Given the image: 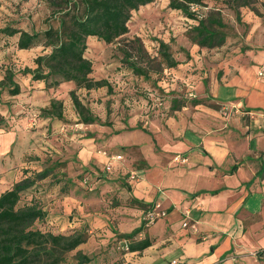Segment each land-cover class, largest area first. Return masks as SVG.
Here are the masks:
<instances>
[{
  "label": "rangeland",
  "instance_id": "rangeland-1",
  "mask_svg": "<svg viewBox=\"0 0 264 264\" xmlns=\"http://www.w3.org/2000/svg\"><path fill=\"white\" fill-rule=\"evenodd\" d=\"M169 3L170 0H153L138 10L132 11L128 23L129 32L125 36L126 42L141 43L146 51V55H142L144 66H146V60L158 57L160 40L171 45L170 50L177 61L192 63L191 73L198 74L199 80L205 77L211 67L209 62L204 63L203 60L191 61L194 54H202L200 49L209 54L212 53L211 55L218 52L225 58L226 55L238 54V49L242 52L246 48H252L250 44L256 45L257 49L264 47V0H256L250 7L242 6L237 9L229 7L225 0H207L208 5L200 7L198 12L216 15L225 25L222 29L226 34L225 43L214 48L201 47L193 43L189 34L192 26L198 21L186 16L181 10L171 8ZM55 10L48 0H0V28L14 25L30 32H42L51 25L58 27L59 15ZM16 41V37L0 40V77L3 73L5 74L7 67H12L17 72L16 81L22 89L26 88L27 91L23 92L24 95H20L21 100L19 98L14 100L18 102V107H7L6 99L13 100L7 90L0 96V133L15 130L18 136L11 150L0 156V192L22 179L27 170L35 168L41 170L49 158L66 161V167L62 168L61 172H66L67 177L74 180V185L70 186L68 193H62L60 184H53L51 178H47L23 193L19 206L37 201L48 212L44 220L35 222L34 228L63 235H72L82 229L88 231V240L66 254L68 263H75L76 254L81 251L91 256L95 255L96 260L92 264H118L119 257L124 255L123 242L118 240V236L116 238L111 236L109 225L95 227L88 219L100 217L101 214L113 218V214L110 213H113L118 206L127 205L128 199L121 197L123 188L127 189L122 187L123 183L128 178L131 180L130 174L126 176L128 175L126 171L143 168L147 161L137 146H128L118 151L123 156L120 161L121 166L109 172L104 162L102 163L96 156L93 155L84 160L79 152L95 138L96 153L105 159L106 156L117 152L114 148L106 146V141L114 133H122L130 129L129 122L133 110L137 109V112L141 114L140 111L145 107L149 113L145 119L149 121L157 116L165 119L168 115L175 113L170 111V99L173 96L180 95L178 99L188 101L197 100V98L190 96L184 86L182 90L165 91L159 85V81L169 82V75L165 73L164 65L160 67L156 65V69L150 68L148 79L135 75L123 62L122 41L108 44L96 38H90L85 55L93 62L94 71L91 76L95 79H108L113 86L112 92H109L107 87L88 90L76 88L73 82H64L62 83L64 88H61L62 84L54 87L61 96L57 100L61 102L58 111H62L64 119L52 117L56 121L54 124L49 121L37 128L36 122H40V119L45 116L41 113V109H35L30 100L31 94H28L33 74H24L22 71L26 67L35 69L37 67L35 59L39 55L48 53L51 47H45L40 43L30 49H19L15 44ZM128 48L132 51L131 46ZM196 48L198 52L194 50ZM217 48L220 49L217 50ZM133 54L134 59H139L135 51ZM72 90L76 91L79 99L95 115L103 121H110L111 125L81 122L71 96ZM199 100H203L206 105L218 107L209 98ZM167 101L169 103L165 105ZM39 113L40 117H38ZM56 123L60 124V128L56 126ZM139 123L146 125L144 120L142 122L139 119L137 124ZM243 124L253 129L249 121L243 120ZM230 125L236 128L244 127L236 116L231 117ZM61 127L65 130L63 131ZM146 128L149 130V125H146ZM258 146H264V137L258 141ZM99 175H106L109 179L125 178L119 180L117 187H112L104 179H98ZM116 194L118 197L114 199Z\"/></svg>",
  "mask_w": 264,
  "mask_h": 264
},
{
  "label": "crops",
  "instance_id": "crops-1",
  "mask_svg": "<svg viewBox=\"0 0 264 264\" xmlns=\"http://www.w3.org/2000/svg\"><path fill=\"white\" fill-rule=\"evenodd\" d=\"M250 45L252 48L242 52L238 49V54L225 58L218 52L211 50V55L200 49L202 54H194L191 61L211 64L201 80L191 73L190 61L165 69L169 82L159 81L165 91L182 90L184 86L190 96L209 98L217 108L203 102L150 121L146 120L149 113L145 107L141 114L135 109L129 125L136 127L139 119L144 120L149 133L128 129L106 141V146L117 151L109 156L137 146L147 161L141 169L126 171V176L136 173L138 179H127L131 188H123L121 197L159 204L166 212L137 237L148 236L153 244L143 252L121 255L118 264H173L175 260L179 264H264V146H258L264 137V81L256 75L258 65L264 61V47ZM30 84L28 94L37 110L61 98L42 80L31 79ZM25 90L10 95L13 100L6 99L7 107H18L14 100H21ZM244 108L255 116L242 115L240 109ZM232 116L242 125L243 120L249 121L253 129L245 125L231 127ZM42 119L36 122L37 128L56 122L52 117ZM17 138L15 130L0 133V156L11 150ZM95 142L94 138L82 148L80 157L87 160L94 155L106 165L109 156L104 159L96 153ZM178 155L186 160L176 161ZM114 165L116 168L121 163L115 161ZM144 213V209L125 205L110 213L113 218L101 214L88 220L95 227L109 225L111 236L116 238L117 233H130L140 227Z\"/></svg>",
  "mask_w": 264,
  "mask_h": 264
},
{
  "label": "trees",
  "instance_id": "trees-1",
  "mask_svg": "<svg viewBox=\"0 0 264 264\" xmlns=\"http://www.w3.org/2000/svg\"><path fill=\"white\" fill-rule=\"evenodd\" d=\"M50 5L59 15V25L50 26L46 30L27 31L14 25H6L0 28V40L16 37V46L19 49H30L40 43L51 50L39 55L35 59L37 67H26L24 74L32 73L33 80H42L47 88L58 87L64 82H73L76 88L88 90L107 87L112 92L113 86L108 79H95L91 76L94 71L93 62L86 57L88 40L96 38L105 43L123 42V62L135 75L149 78V69H156L164 65L166 68L176 67L179 64L172 51L171 45L160 40L158 57L146 60V66L142 64L146 51L138 41L126 42L129 32V20L133 10L151 3L153 0H48ZM229 7L235 9L252 6L256 0H225ZM207 0H170L169 6L181 10L186 16L197 20L192 26L189 37L193 43L201 47L214 48L225 43L226 34L222 31L224 23L216 15L201 14L194 10L193 6L205 7ZM131 46L132 51L128 48ZM134 51L139 59H134ZM17 72L12 67H7L3 79L0 80V95L7 90L9 95L17 96L22 89L16 81ZM175 95V93H171ZM75 109L80 116V121L85 124L98 123L110 126V121H103L95 115L77 96L76 91H71ZM170 96V95H169ZM172 97L170 111L174 112L184 106L197 105L203 100L188 101ZM60 101L52 100L50 107L42 108L45 117H58L64 119L62 111H58ZM40 117V113L38 115ZM132 129H141L149 133L142 123ZM66 161L48 159L46 165L38 170H27L25 175L12 186L0 192V264H92L95 263V255L91 256L78 251L75 263L66 261V254L77 249L89 238L86 229L77 231L72 235L54 234L51 231H43L34 228L37 220H44L48 212L34 201L32 204L19 206L23 193L37 186L39 182L51 178V183L60 184L62 193H68L74 180L67 177L61 169L66 167ZM117 168V167H116ZM142 168V167H138ZM112 171V170H111ZM109 171V172H111ZM121 172V170L119 171ZM98 179H104L112 187H117L119 180L125 177L109 179L106 175H99ZM122 187L130 189L127 182ZM214 191L213 193H216ZM118 197L116 194L114 199ZM118 204V203H117ZM127 206L144 209L146 213L153 210L155 204L147 203L136 197H129ZM146 228L145 221L140 227L130 233H117L121 242L129 241V249H123V254L128 252H143L153 244L148 236L135 239ZM262 251H259V254Z\"/></svg>",
  "mask_w": 264,
  "mask_h": 264
},
{
  "label": "built area",
  "instance_id": "built-area-1",
  "mask_svg": "<svg viewBox=\"0 0 264 264\" xmlns=\"http://www.w3.org/2000/svg\"><path fill=\"white\" fill-rule=\"evenodd\" d=\"M194 10H197L198 11V7L197 6H193ZM256 75L259 79H261L262 81H264V61L261 62L258 67H257V71H256ZM240 113L242 115H244L245 117H254L255 116V113L249 109H240ZM36 117V115H35ZM106 153V152H105ZM108 154V153H106ZM123 159V156L121 154H116V155H113V156H109V161L107 162V164L105 165V168L106 170L110 171L114 168V162L115 161H121ZM175 160L176 161H185L186 159L184 157H182L181 155H178L175 157ZM130 179L131 181H134V180H137L138 179V176L136 173H131L130 174ZM166 212L164 210L161 209L160 205L159 204H156L154 206V209L153 210H149L147 211L146 213H144V221H145V226L146 227H149L152 223H154L159 217H163L165 216ZM184 225H188L187 222L184 223ZM123 245V248L128 250L129 249V243L128 241H124L122 243ZM173 264H179L176 260L173 261Z\"/></svg>",
  "mask_w": 264,
  "mask_h": 264
}]
</instances>
